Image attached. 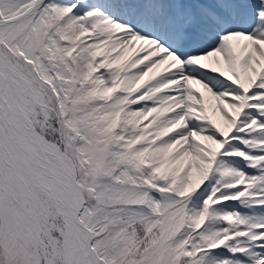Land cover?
I'll return each instance as SVG.
<instances>
[{"label":"snow or ice","instance_id":"snow-or-ice-1","mask_svg":"<svg viewBox=\"0 0 264 264\" xmlns=\"http://www.w3.org/2000/svg\"><path fill=\"white\" fill-rule=\"evenodd\" d=\"M0 264H264V0H0Z\"/></svg>","mask_w":264,"mask_h":264}]
</instances>
